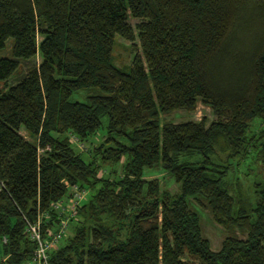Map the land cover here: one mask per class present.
I'll return each mask as SVG.
<instances>
[{
  "label": "trees",
  "instance_id": "obj_1",
  "mask_svg": "<svg viewBox=\"0 0 264 264\" xmlns=\"http://www.w3.org/2000/svg\"><path fill=\"white\" fill-rule=\"evenodd\" d=\"M115 35L140 41L128 67L113 61ZM5 49L0 264L30 261L27 226L40 217L48 238L60 224L53 205L75 184L89 194L48 264H264V125L247 132L264 121V0H0ZM198 101L217 118L165 119ZM100 129L105 141L86 160L69 136L84 143ZM118 163L120 175L100 174ZM157 165L176 193L144 177ZM190 197L226 231L218 250Z\"/></svg>",
  "mask_w": 264,
  "mask_h": 264
},
{
  "label": "rangeland",
  "instance_id": "obj_2",
  "mask_svg": "<svg viewBox=\"0 0 264 264\" xmlns=\"http://www.w3.org/2000/svg\"><path fill=\"white\" fill-rule=\"evenodd\" d=\"M129 21L132 25L136 23V19L130 17ZM38 39H41V36H38ZM9 46V42L7 43V47ZM113 61L118 67H128L134 56L136 54H141L140 41L135 36L134 41H129L127 39L122 38L119 35H115L114 38V46H113ZM1 56L8 55V49H5L0 52ZM40 56L37 54L30 60L21 61L17 71L7 80V84H13L18 79H20L27 71L28 67L33 63L40 62ZM0 86H3V83L0 82ZM86 89L79 90L72 95V99L74 100H84L86 96L90 93L89 91H85ZM202 117H205L208 122L215 120L217 118L216 114L213 110L206 104L201 101L197 102L196 109L193 112H188L186 110H177L169 114L165 117L167 120H171L173 122H179L182 120H200ZM106 118L103 119V123H106ZM262 125H264V121L255 120L251 122L247 127V132L251 133L257 129H259ZM100 133H97L95 136L90 138L88 141H85V149L82 150L83 157L86 160H90L93 158V152H90V149L98 147L100 144L105 141V134L100 129ZM19 132L28 140H32L25 129L20 128ZM241 173L239 176L241 180L244 178L245 172H247L245 167H241ZM100 174L116 176L122 173L121 163L114 165L113 167H109L107 165H103L100 169ZM262 177L264 178V170H262ZM237 174V176H238ZM144 177L146 179L158 178L160 180L161 189H166L171 193H176L178 191V184L173 180V178L164 170L160 165H157L154 168H145L144 169ZM89 194V193H87ZM189 205L198 213L201 221V225L203 228V234L208 238L210 242V246L212 250H218L221 246L222 240L227 235L226 231L218 225L211 217L208 208L203 205L200 201V198L190 197L188 198ZM106 221L112 222L111 219L105 218ZM67 234H71V228L68 230ZM243 237L242 235H240ZM6 259L5 256L1 257V261L4 262Z\"/></svg>",
  "mask_w": 264,
  "mask_h": 264
},
{
  "label": "built area",
  "instance_id": "obj_3",
  "mask_svg": "<svg viewBox=\"0 0 264 264\" xmlns=\"http://www.w3.org/2000/svg\"><path fill=\"white\" fill-rule=\"evenodd\" d=\"M69 139L80 150L85 149V144L75 135L70 134ZM86 194L87 191L84 188L75 184L71 186L70 193L65 201H60L53 205L60 214V224L56 231L51 230L48 232V238L43 240L41 237L40 217H38L36 222L29 223L26 229L30 237L37 242V247L27 264H48V252L56 248L60 239L66 234L68 222L76 214V210ZM6 241V237L0 238V243L3 244Z\"/></svg>",
  "mask_w": 264,
  "mask_h": 264
}]
</instances>
